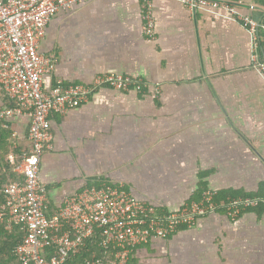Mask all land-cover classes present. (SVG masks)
Returning a JSON list of instances; mask_svg holds the SVG:
<instances>
[{
    "label": "crops",
    "instance_id": "obj_1",
    "mask_svg": "<svg viewBox=\"0 0 264 264\" xmlns=\"http://www.w3.org/2000/svg\"><path fill=\"white\" fill-rule=\"evenodd\" d=\"M237 8L264 18L258 0ZM153 14L152 38L142 32V0H79L48 22L39 50L55 69L45 84L87 85L102 73L143 83L97 87L65 114L50 113L52 149L40 160L50 207L89 180L122 182L168 211L201 180L245 192L264 182V73L247 25L223 8L176 0H153ZM258 53L264 61V42ZM7 125L28 149L26 116ZM135 252V264H264V206L210 214Z\"/></svg>",
    "mask_w": 264,
    "mask_h": 264
},
{
    "label": "built area",
    "instance_id": "obj_2",
    "mask_svg": "<svg viewBox=\"0 0 264 264\" xmlns=\"http://www.w3.org/2000/svg\"><path fill=\"white\" fill-rule=\"evenodd\" d=\"M79 0H0V87L15 102L1 108L5 124L15 116L28 119L29 148L14 170L22 181L9 182L3 189L0 220L6 229L19 227L24 235L14 248L22 264H66L69 256L85 245L100 229L102 248L111 247L117 264H125L131 252L155 238H165L179 227L192 228L196 222L221 210L231 218L240 210L255 206L257 198H233L214 201L215 191L204 190L196 200L185 202L177 210L159 212L157 205L136 198L122 182L102 181L84 184L67 194L53 213L47 214L48 190L40 178V160L52 149L51 112L65 114L84 102L94 88L108 86L117 91H139L141 80L122 73L97 74L87 85L63 87L45 84L55 61L40 52L39 43L52 16ZM81 1V0H80ZM190 9L223 8L247 25L252 42V62L264 73V61L258 49L264 42V18L254 19L238 12L244 0H176ZM142 32L152 38L155 31L153 0H142ZM15 164L14 156H9ZM83 264H106L92 258Z\"/></svg>",
    "mask_w": 264,
    "mask_h": 264
},
{
    "label": "trees",
    "instance_id": "obj_3",
    "mask_svg": "<svg viewBox=\"0 0 264 264\" xmlns=\"http://www.w3.org/2000/svg\"><path fill=\"white\" fill-rule=\"evenodd\" d=\"M260 4L264 3V0H258ZM262 60V57H261ZM263 61V60H262ZM104 87V86H103ZM108 87V86H105ZM110 88V87H109ZM2 106L1 108L10 107L15 104V102L7 97L3 89L1 88ZM27 152V148L17 141L15 137L12 136V130L7 122L5 124L0 120V210L4 202L3 189L5 185L9 182L22 181L23 175L14 170L15 166L20 162L21 155ZM9 156H14L15 164H10ZM201 179V176L199 180ZM110 183L108 180H102ZM102 181L89 180L86 183L91 185H99ZM117 183V182H113ZM123 188L133 195L128 188L123 184ZM210 189L205 181H199L196 185V189L191 194V196L183 202L196 200L200 197L201 193ZM212 190V189H211ZM214 201L216 203H225L233 198H257L258 203L255 206H249L247 209H258V207L264 206V182L261 183L260 188L256 192H245V191H233V190H214ZM134 196V195H133ZM137 198V197H136ZM147 201V200H146ZM148 202V201H147ZM150 203V202H149ZM158 207V206H157ZM55 208L50 207L47 210V214L54 212ZM159 212L165 211L170 212L164 208L158 207ZM222 211V210H221ZM184 228V226H182ZM182 227H179L178 230ZM177 230V231H178ZM174 234V233H173ZM171 234L170 236H172ZM24 232L19 227H14L11 230L6 229L5 222L0 220V264H22L21 261L14 253V248L21 241ZM168 236V237H170ZM165 237V238H168ZM102 234L100 229H96L94 234L84 240L85 245L80 247L79 251L69 256L66 264H83L86 260L92 258H98L105 261L106 264H117L113 258V249L111 247L102 248L100 241ZM136 252H131L129 259L125 264H135Z\"/></svg>",
    "mask_w": 264,
    "mask_h": 264
},
{
    "label": "clouds",
    "instance_id": "obj_4",
    "mask_svg": "<svg viewBox=\"0 0 264 264\" xmlns=\"http://www.w3.org/2000/svg\"><path fill=\"white\" fill-rule=\"evenodd\" d=\"M184 228H186V227H184Z\"/></svg>",
    "mask_w": 264,
    "mask_h": 264
}]
</instances>
